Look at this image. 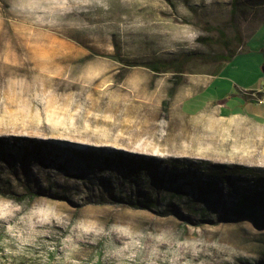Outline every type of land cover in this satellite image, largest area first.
<instances>
[{
	"label": "rangeland",
	"instance_id": "rangeland-1",
	"mask_svg": "<svg viewBox=\"0 0 264 264\" xmlns=\"http://www.w3.org/2000/svg\"><path fill=\"white\" fill-rule=\"evenodd\" d=\"M248 1L0 0V106L34 120L0 125V142L37 171L24 184L0 155V264H264V161L242 157L264 152L262 135L237 155L190 141L210 102L231 124L207 127L227 139L234 116L264 127L248 85L264 63L221 72L264 23ZM151 140L157 157L131 150Z\"/></svg>",
	"mask_w": 264,
	"mask_h": 264
},
{
	"label": "trees",
	"instance_id": "trees-1",
	"mask_svg": "<svg viewBox=\"0 0 264 264\" xmlns=\"http://www.w3.org/2000/svg\"><path fill=\"white\" fill-rule=\"evenodd\" d=\"M239 3H240V0H231V4H232L231 11H232V13H234L236 11V8L238 7ZM248 3L250 5H252V6L264 7V0H249ZM253 31L250 33V35L253 33ZM221 35H223V32H221ZM226 57H227L226 54L223 55L222 56V60L226 61V62H229L232 59V55L227 57V58ZM147 66L149 68H151L152 70H156L157 71V70L161 69L162 67H164L165 65L164 64H147ZM222 67L223 66H220L218 68L217 73L222 69ZM217 73H215V75ZM206 84H207V82L205 81L198 88L199 90L197 89L196 92H193L190 95H193L194 93H197L198 91H201L206 86ZM6 90H7V84L5 86H3V89H2L3 95L6 93ZM211 105H212V102L208 103L206 105V107L203 110H201V113L204 112V114H205V112H207L205 114V116H204L206 122L204 124H201V123H199L201 121H196V126L198 125L196 128H199L200 130L199 129L194 130L193 133H192L193 135H192L190 141H191L193 146L195 145V143H199V144H204V145H210V147L213 150H218L221 147H225L228 150L227 145H228V143H230L231 146L234 148V151L231 149L233 151V154L237 155V154L242 153L245 150V144L246 143L242 139L243 136L249 135V137H250V135H251V138H248V142H250V144H251V141L254 142L253 140H254V137H255L256 134H261L262 137H263L262 139L264 141V127L260 128V127L251 125L246 119H239L238 117H235V116L232 117V118H234V122H232V126H231L232 130L229 132V133L232 134V137H229L227 139V137L224 136L226 133L223 134L221 132V130L218 129V130L214 131V130L209 129L207 127V125L210 123V118L212 116H214V118H215V120L217 122H219L221 124H224V126H228L229 123L231 124V122L226 121V120L222 119L221 117H218L217 116L218 115V111L215 110L214 108H211ZM207 107H209L210 109L208 110ZM0 110L1 111H5V113L3 115V118H1V124H0V125H3V126H7V127H10V128L17 127V126H25L28 123L34 121V120L28 119V118L16 120L14 114H11L9 112V106L6 103V101H4V106H0ZM175 112H179L180 113V111H177V109H173V113H175ZM202 114H199L197 117H195V120L196 119L198 120V117H200ZM44 123H47V122H44ZM48 125H50V124H48ZM198 133H200L201 135H198ZM38 134L39 133L36 132L35 134H26V136L30 137V138L34 137V138L37 139L38 138ZM2 136L3 135L0 134L1 138H2ZM12 136H14V138L19 141L20 137L22 135H12ZM258 142H256V143H258ZM153 144H154L153 140L149 141V143H147V141H143V142L137 143L135 146L132 145L131 146V150L136 152V153H142V154L146 153L149 156H152V157L155 158V157H157V153H154L152 151V148L154 147ZM182 145H184V144H182ZM184 146H185L184 147L185 150H183L182 152L185 153L186 150H189V147H187L186 145H184ZM24 147H25L24 143H19V147H18L17 151L19 149H23ZM56 147L57 146H50L48 149L44 148V151H43L42 146L38 144L37 150L45 158L46 157L49 158V157L54 156V155H62V154L65 155L64 157H66V158H69L70 156H73V155H69L67 153L64 154L63 150L57 149ZM26 150H28V152H31V150H29V148H27ZM149 150H150V152H148ZM258 153L260 154L261 159L264 161V152L263 151L257 152L255 150H253L252 152H247V154L243 155L242 157L254 160L256 155H258ZM90 154L92 155V152H90ZM0 155H2V157H4V158L11 157L12 160H14L15 157L17 158V156H18L16 153H14V155H13V152H12L11 148L8 147L4 143V141L0 142ZM16 160H17V163L14 164V166H13V170H12L13 172L10 171L9 169H7L8 172L11 175H13L15 178H18L21 181H23L24 184H29L30 180H31V177L34 176V173H36L37 171H35V169L31 168L29 163H26V165L24 166L23 163H19V161H20L19 158H17ZM9 166H10L9 164L0 161V170L1 171L3 169H5V167H9ZM10 174H9V176H10ZM37 186L40 189L39 191H42L43 188H44V186L43 187L39 186V185H37ZM98 193H100V192L98 191ZM53 194H56V192H53ZM238 202H239V207L243 211L244 205H245V202H246L245 195H240V197L238 198Z\"/></svg>",
	"mask_w": 264,
	"mask_h": 264
},
{
	"label": "crops",
	"instance_id": "crops-1",
	"mask_svg": "<svg viewBox=\"0 0 264 264\" xmlns=\"http://www.w3.org/2000/svg\"><path fill=\"white\" fill-rule=\"evenodd\" d=\"M246 50L239 55L235 57V59L232 60V62L229 65H226L222 69V73H226L228 71V68L236 66V62L241 63V61H244L246 59H250L251 57L255 58L258 64H263L264 63V23L259 25L253 33L247 38L246 40ZM256 67V66H255ZM257 79V84H248L252 88L250 90H255L259 93H261L262 97H264V81L262 80L261 74L256 75ZM216 80L214 78L213 80L209 81V85L207 84L204 89L196 93L195 95L185 99L182 101L181 107L183 106H189L191 102H196L199 100V96H201L205 92L209 86L213 83V81ZM216 83V90L218 89L217 93L219 92L220 88V83L218 81ZM192 104V103H191ZM222 112V109L220 108V114ZM196 112H191L190 114H194ZM238 111H233L232 115H237ZM222 116V115H221Z\"/></svg>",
	"mask_w": 264,
	"mask_h": 264
},
{
	"label": "water",
	"instance_id": "water-1",
	"mask_svg": "<svg viewBox=\"0 0 264 264\" xmlns=\"http://www.w3.org/2000/svg\"><path fill=\"white\" fill-rule=\"evenodd\" d=\"M263 71H262V74H263V78H264V67H263V69H262Z\"/></svg>",
	"mask_w": 264,
	"mask_h": 264
}]
</instances>
